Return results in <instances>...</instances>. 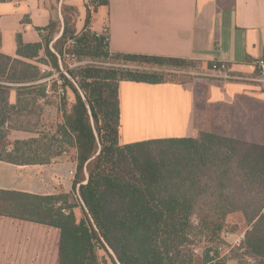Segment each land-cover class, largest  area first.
Instances as JSON below:
<instances>
[{"label": "trees", "instance_id": "trees-1", "mask_svg": "<svg viewBox=\"0 0 264 264\" xmlns=\"http://www.w3.org/2000/svg\"><path fill=\"white\" fill-rule=\"evenodd\" d=\"M88 1L81 33H70L78 43V54L111 56L128 65L181 66L193 61L136 53L110 55L108 42L86 31L92 12L109 0ZM67 35L65 24L54 45ZM52 39L45 36L42 42L24 43L18 35L17 57L0 52V160L50 163L63 155L66 144L75 148L73 187L78 186L80 203H69L64 193L38 195L0 189V215L57 227L59 264H102L99 250H104L113 264H194L192 216L219 227L231 213L240 212L248 228L242 243L244 256L237 264H264V144L208 131H201L197 137L122 143L120 82L172 81L161 72L127 64L70 70L77 86L70 84L74 101L64 105L62 122L54 130L52 126L48 135L37 126L25 127L18 117L22 111L42 99L47 103L48 93L58 90L56 79L51 85L42 81L46 74L35 63L60 68L57 53L61 48L56 49L57 53L51 51ZM41 52L49 57L48 62ZM212 63H208L210 68ZM12 90L16 92L15 103L9 102ZM44 104L39 105L40 109ZM11 130L38 133V137L11 141ZM42 140L50 141L41 143L42 149L50 153L40 159L36 154L41 151ZM55 143L58 150L54 149ZM209 216L215 222L209 221ZM223 230L217 237L208 238L220 239Z\"/></svg>", "mask_w": 264, "mask_h": 264}, {"label": "crops", "instance_id": "crops-1", "mask_svg": "<svg viewBox=\"0 0 264 264\" xmlns=\"http://www.w3.org/2000/svg\"><path fill=\"white\" fill-rule=\"evenodd\" d=\"M85 2L0 1V52L17 57L18 35L24 43L42 42L54 13L62 20L52 40L56 41L65 26L64 8L78 12L75 28L79 31L84 26ZM89 25L92 31L108 27L112 53L181 57L200 61L207 68L208 63L221 61L234 74V80L203 83L121 81L122 143L197 137L208 131L264 144V90L253 82L255 61L264 59V0H109L92 12ZM54 97L49 92L47 103L39 102L50 107ZM15 101L12 90L9 102ZM37 136L11 130L8 138ZM65 146L72 149V158L62 155L50 163L29 164L0 160V189L38 195L64 193L69 203L79 205L78 186L73 187L76 149ZM59 237L55 226L0 215V264H59Z\"/></svg>", "mask_w": 264, "mask_h": 264}, {"label": "rangeland", "instance_id": "rangeland-1", "mask_svg": "<svg viewBox=\"0 0 264 264\" xmlns=\"http://www.w3.org/2000/svg\"><path fill=\"white\" fill-rule=\"evenodd\" d=\"M87 3L89 5V8L93 9V5L89 1ZM61 15L63 18V22L67 25L68 35L65 39H62L60 43L56 45H54L55 41H50L49 43V47L51 51L56 52L57 48H61L60 53L56 52L58 55L57 57L59 59L60 68L59 69L53 68L48 63H41V62L39 63L35 62V63L38 64L40 72L42 74H46V76L43 77L42 81H45L47 85H51L53 79L63 80L62 86L65 94L59 97L57 91L54 92L55 97L49 101V104L51 103V105H49L50 107L43 105V108L40 109L39 105L42 103L41 101L39 102L40 104L30 103L29 106L25 110H23L22 113L18 116L19 119L24 122L23 125L25 127L36 128L37 126L36 129L43 132L44 135L50 134L51 131L50 128L54 126L55 129L57 125L62 122V117H63L62 110H64V105L65 106L68 104L70 105L74 101V94L70 88V84H73L75 86H77V84L70 75V70H79L88 66L119 67L121 65L128 64V62H124L116 58H111V56H109V58H100V57H92L90 55L85 56L78 54L76 52V50L78 49V43H75L73 39L70 38V33L76 30L75 24L80 19V17H78V12L74 8H67V9L64 8L61 11ZM82 18L84 19L83 16ZM61 21L58 18V16L54 13L52 17V26L47 32H45L44 37L46 36L53 38L56 35V32L60 28ZM76 31L77 32L75 33L79 35L82 29ZM86 31L92 33L90 27L87 28ZM41 55H42L41 57H43L44 60H46L47 62L49 61V57H47L43 52ZM129 65L138 66L141 69L161 72L165 75L166 78L177 82L194 80L203 83L202 81L207 82V81H217V80H225V79L234 80V76H233L234 74L229 71L228 64H225L220 71H213L210 68L204 67L203 66L204 64L196 60H193L189 65H181V66L166 65V64L159 66V65L145 64V63H129ZM253 82L259 85L256 81ZM52 102L54 103L53 105ZM55 102H57V104ZM57 106L60 107V110L59 108H57ZM28 112L30 114H28ZM41 143L45 145L50 143V141L42 140L40 144ZM43 144L40 145L41 151L37 152L36 158H40V159L45 158L47 157L48 153H50L48 150L42 149L44 146ZM38 145L39 143L35 144L33 147H36ZM59 148L60 147L58 146V143H55L54 149L58 150ZM62 148H65L68 151V153L64 155H68L70 156V158L73 157L74 154L72 152V149L70 150L66 146H63ZM208 206L210 205L208 204ZM207 219L213 222H215L216 220L212 216L207 217ZM223 222L224 223H222V225L218 227V225H214V223L204 224L198 220L196 215L192 216L193 229L190 234L191 238L194 239L192 246L197 243L199 244L203 239V237L205 238L208 237L210 238L215 236L217 237V234L222 229H228L234 233L245 234V231L248 228L247 223L242 213L240 212L231 213L229 216L226 217V219ZM244 252L245 249L240 250L238 248H234L229 251V254L226 256V260H228L230 264H232L233 262L237 263L238 258L244 256ZM98 255L99 258L100 259L102 258L103 260L102 264H113L110 257L107 255V253L104 250H99ZM194 258H195L194 264H207L205 257L202 258L200 256H196Z\"/></svg>", "mask_w": 264, "mask_h": 264}, {"label": "built area", "instance_id": "built-area-1", "mask_svg": "<svg viewBox=\"0 0 264 264\" xmlns=\"http://www.w3.org/2000/svg\"><path fill=\"white\" fill-rule=\"evenodd\" d=\"M90 27V26H89ZM88 27V28H89ZM96 36L103 37V39L108 42L109 41V29L107 26L102 27L100 31H93ZM110 55L112 52L109 50ZM227 64L221 61H213L211 70L220 71L224 65ZM255 65L257 67V74L254 77V80L259 84L260 88L264 90V59L259 58L255 61ZM129 67H134L141 69L138 66L128 65ZM149 69V68H148ZM56 83L58 86V96L61 97L65 94L63 89V80L56 79ZM63 155L67 154V149L63 150ZM73 173V171H71ZM63 212L67 213V209H63ZM244 240V233H234L228 229H224L220 235V239H209L203 237L201 242L198 244H194L191 247V253L194 256H200L202 258H206L207 264H228V260H226V256L229 254V251L238 248L243 250L242 243Z\"/></svg>", "mask_w": 264, "mask_h": 264}]
</instances>
